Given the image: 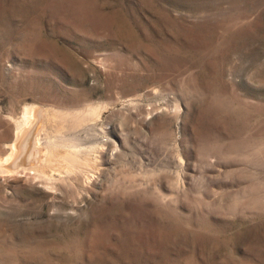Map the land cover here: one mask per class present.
<instances>
[{"label": "rangeland", "instance_id": "1", "mask_svg": "<svg viewBox=\"0 0 264 264\" xmlns=\"http://www.w3.org/2000/svg\"><path fill=\"white\" fill-rule=\"evenodd\" d=\"M0 264H264V0H0Z\"/></svg>", "mask_w": 264, "mask_h": 264}, {"label": "bare ground", "instance_id": "2", "mask_svg": "<svg viewBox=\"0 0 264 264\" xmlns=\"http://www.w3.org/2000/svg\"><path fill=\"white\" fill-rule=\"evenodd\" d=\"M26 111H28V110L26 109ZM31 111H32V109H31ZM31 111H30V112H31ZM25 114H26V112H25ZM27 115H28V113H27ZM26 118L29 119L28 116H26ZM31 124H32V126H29L28 128L24 129V131H25V130L27 131L29 128H31L32 131H31V130H29V131H31V133L34 134V132H35V130H36V123L34 122V123H31ZM27 125H28V124H27ZM27 125H26V126H27ZM33 125H34V127H33ZM32 127H33V128H32ZM20 131H21V129H20ZM22 131H23V130H22ZM29 131H28V132H29ZM20 133H21V132H20ZM23 133H24V132H23ZM31 133H30V134H31ZM36 133H37V132H36ZM37 141H38V140H37ZM37 141H35V142H37ZM36 144H37V143H36ZM44 145H45V144H44ZM13 146H14V145H13ZM35 146H36V145H35ZM14 147H15V146H14ZM19 148H20V147H19ZM38 149H39V148H38ZM38 149H37V151H38ZM40 150H41V149H40ZM13 151H14V150H13ZM17 151H18V150H17ZM21 151H22V150H21ZM23 151H24V150H23ZM13 153H14V152H13ZM20 155H21V153H20ZM11 156H12V155H11ZM8 157H9V156H8ZM19 162H20V161H19ZM40 162H41V161H40ZM19 164H20V163H19Z\"/></svg>", "mask_w": 264, "mask_h": 264}]
</instances>
